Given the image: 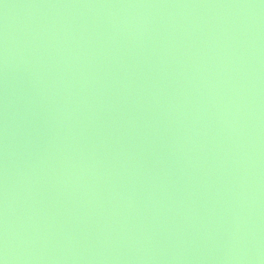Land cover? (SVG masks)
Returning <instances> with one entry per match:
<instances>
[{"label":"water","instance_id":"water-1","mask_svg":"<svg viewBox=\"0 0 264 264\" xmlns=\"http://www.w3.org/2000/svg\"><path fill=\"white\" fill-rule=\"evenodd\" d=\"M11 1L0 260L264 264V0Z\"/></svg>","mask_w":264,"mask_h":264},{"label":"rangeland","instance_id":"rangeland-1","mask_svg":"<svg viewBox=\"0 0 264 264\" xmlns=\"http://www.w3.org/2000/svg\"><path fill=\"white\" fill-rule=\"evenodd\" d=\"M27 14L32 22L37 24V26L42 27L48 25L56 18L59 14L50 8H37L31 11H18L11 0H0V22L7 16H20ZM122 192V186L120 181H115L111 185L109 192V199L113 202H119Z\"/></svg>","mask_w":264,"mask_h":264},{"label":"snow or ice","instance_id":"snow-or-ice-1","mask_svg":"<svg viewBox=\"0 0 264 264\" xmlns=\"http://www.w3.org/2000/svg\"><path fill=\"white\" fill-rule=\"evenodd\" d=\"M0 264H3V261L2 260H0Z\"/></svg>","mask_w":264,"mask_h":264},{"label":"clouds","instance_id":"clouds-1","mask_svg":"<svg viewBox=\"0 0 264 264\" xmlns=\"http://www.w3.org/2000/svg\"><path fill=\"white\" fill-rule=\"evenodd\" d=\"M3 264H4V262H3Z\"/></svg>","mask_w":264,"mask_h":264}]
</instances>
